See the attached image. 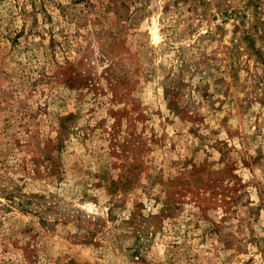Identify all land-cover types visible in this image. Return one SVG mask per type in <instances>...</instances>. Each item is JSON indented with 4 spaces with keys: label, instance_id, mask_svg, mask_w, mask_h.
<instances>
[{
    "label": "rangeland",
    "instance_id": "rangeland-1",
    "mask_svg": "<svg viewBox=\"0 0 264 264\" xmlns=\"http://www.w3.org/2000/svg\"><path fill=\"white\" fill-rule=\"evenodd\" d=\"M0 264H264V0H0Z\"/></svg>",
    "mask_w": 264,
    "mask_h": 264
}]
</instances>
